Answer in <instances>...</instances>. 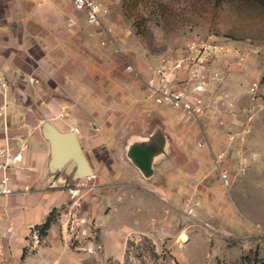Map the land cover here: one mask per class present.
<instances>
[{
  "label": "rangeland",
  "instance_id": "1",
  "mask_svg": "<svg viewBox=\"0 0 264 264\" xmlns=\"http://www.w3.org/2000/svg\"><path fill=\"white\" fill-rule=\"evenodd\" d=\"M71 13V51L46 54L55 83L51 95L73 102L87 99V119L100 121L105 115L106 124L114 118L117 124L133 106L144 105L142 76L129 72L128 65L139 70L154 65L192 39H226L233 48L216 64L221 80L211 86L210 95L223 115H232L219 130L207 118L206 136L248 131L226 156L232 176L228 190L217 181L210 160L225 143L206 138L208 145L201 148V136L188 131L185 154L201 167L194 181L192 174L185 177L192 180L178 183L176 173L169 175L159 186H168L166 196L157 186L132 179L123 182L141 190L118 187L113 180L107 184L115 187H98L96 178L84 179L66 188V202L48 215L56 240L50 242L52 235L47 240L48 231L41 235L44 223L29 227L23 249L9 245L0 264H264V0H115L99 27ZM233 51L244 56L241 63H231ZM158 109L170 122L177 114ZM186 121L177 123L192 124ZM171 129L180 140V125ZM106 143L105 151L100 143L89 150L92 163L104 156L108 163L114 160ZM240 156L250 159L244 174L238 170ZM201 176L206 191L198 183ZM194 203L192 214L188 210ZM182 233L188 241L180 238Z\"/></svg>",
  "mask_w": 264,
  "mask_h": 264
},
{
  "label": "crops",
  "instance_id": "2",
  "mask_svg": "<svg viewBox=\"0 0 264 264\" xmlns=\"http://www.w3.org/2000/svg\"><path fill=\"white\" fill-rule=\"evenodd\" d=\"M71 11L69 0H0V69L10 84L5 100L6 117L0 119V147L8 146L13 152L22 149V160L8 172L11 192L8 195L0 194V254H4L9 245L22 250L27 228L45 223L51 211L66 202V182H60L58 175L50 178L46 175L49 147L41 135L44 121H49L60 131L72 130L75 133L80 152L92 178L97 179L98 187H115L120 183L118 187L139 190V185L123 182L132 179L145 187L155 185L156 190L166 196L171 192L168 186L167 190H161L159 186L166 182L169 175L176 173L178 183L188 181L185 177L192 174L189 178L194 181L201 170L199 161L185 154L188 131L193 132L195 137L209 138L213 143L226 142L219 131L206 136L207 117L195 121L175 110L177 114L170 122L167 115L158 109L170 107L152 105L150 101L151 104H145L144 100L149 99L144 89V105L133 106L131 115L118 120L117 124L115 118L114 122L108 119L106 124L105 115L100 121L87 119L88 109L83 105L84 102L88 103L87 99L80 98V101L73 102L72 99H59L51 95L49 89L55 83L50 76L46 54L71 51L72 30L68 28L71 25L68 24L72 18ZM233 52L232 64L234 61L237 63L236 52ZM232 64L227 67L228 71ZM54 71L56 74V69ZM3 103L0 95V107ZM63 110L65 113L60 117ZM230 115L224 116L226 122L231 119ZM184 119H187L186 122L191 120L192 124H178ZM177 125H180V140L171 129ZM218 127V130L221 129V126ZM108 132H111V138L105 136ZM123 133L126 139L122 143ZM105 142L114 160L108 163L105 160L107 156H104V159L97 157L92 163L89 150ZM102 148L104 150L105 145ZM175 148H180L184 154H179V151L176 155L170 154V150ZM153 179L157 180L156 184ZM111 180L117 184H107ZM204 180L205 177L201 176L198 183L206 191ZM55 229V225L48 229L47 240L53 236L50 242L56 240Z\"/></svg>",
  "mask_w": 264,
  "mask_h": 264
},
{
  "label": "built area",
  "instance_id": "3",
  "mask_svg": "<svg viewBox=\"0 0 264 264\" xmlns=\"http://www.w3.org/2000/svg\"><path fill=\"white\" fill-rule=\"evenodd\" d=\"M69 1L73 11L83 14L88 25L99 27L115 0ZM101 44L104 45L105 41ZM231 50L230 42L226 39L197 38L188 41L180 50L166 54L154 65H146L141 70L128 65L127 70L136 76H142L145 95L153 104L170 107L195 121L207 117L218 126H223L225 115L220 107L215 106L216 103L212 104L210 88L221 80V71L216 68V64L222 59H227ZM243 57L238 54L237 64L243 61ZM255 88L256 84H253L252 91ZM9 90V81L0 69V95L4 102L0 107V119L3 120L6 117L5 100ZM64 113V110L61 111L60 117H63ZM247 131L241 128L238 133L228 134L222 150L211 154V165L225 190H228L232 178L225 166L226 156L234 144L244 141ZM204 145H208L205 139L197 142L198 147L202 148ZM21 160L22 149L13 152L8 146L0 147L1 195L10 194L8 172ZM249 162V158L240 156V174L246 172ZM196 206V203L191 205L188 212L193 214Z\"/></svg>",
  "mask_w": 264,
  "mask_h": 264
},
{
  "label": "water",
  "instance_id": "4",
  "mask_svg": "<svg viewBox=\"0 0 264 264\" xmlns=\"http://www.w3.org/2000/svg\"><path fill=\"white\" fill-rule=\"evenodd\" d=\"M41 135L49 147L47 178L58 175V180L66 182L67 188L79 183L82 179L92 178V173L80 152L72 130L63 132L49 121H44L41 125ZM182 240L186 241L183 235Z\"/></svg>",
  "mask_w": 264,
  "mask_h": 264
},
{
  "label": "trees",
  "instance_id": "5",
  "mask_svg": "<svg viewBox=\"0 0 264 264\" xmlns=\"http://www.w3.org/2000/svg\"><path fill=\"white\" fill-rule=\"evenodd\" d=\"M50 226H51V221L48 218L45 221V223L41 226V228L39 229L42 236L46 235V233H47L48 229L50 228Z\"/></svg>",
  "mask_w": 264,
  "mask_h": 264
},
{
  "label": "flooded vegetation",
  "instance_id": "6",
  "mask_svg": "<svg viewBox=\"0 0 264 264\" xmlns=\"http://www.w3.org/2000/svg\"><path fill=\"white\" fill-rule=\"evenodd\" d=\"M131 126H135V125H134V124H131ZM125 135H126V134L123 133V138L126 137ZM123 138H121V139H123ZM176 150H177L176 148H175V149H172V151H171L172 155H176V153H177Z\"/></svg>",
  "mask_w": 264,
  "mask_h": 264
},
{
  "label": "bare ground",
  "instance_id": "7",
  "mask_svg": "<svg viewBox=\"0 0 264 264\" xmlns=\"http://www.w3.org/2000/svg\"><path fill=\"white\" fill-rule=\"evenodd\" d=\"M182 235L186 238V241H187V235L185 234V233H182L181 235H180V238L182 239Z\"/></svg>",
  "mask_w": 264,
  "mask_h": 264
}]
</instances>
